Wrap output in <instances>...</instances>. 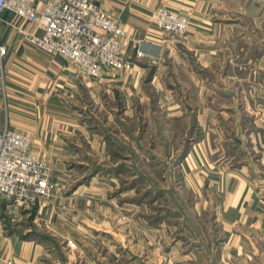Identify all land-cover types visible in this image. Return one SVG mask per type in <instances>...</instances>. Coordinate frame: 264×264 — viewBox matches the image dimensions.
I'll use <instances>...</instances> for the list:
<instances>
[{"label": "crops", "instance_id": "1", "mask_svg": "<svg viewBox=\"0 0 264 264\" xmlns=\"http://www.w3.org/2000/svg\"><path fill=\"white\" fill-rule=\"evenodd\" d=\"M94 2L120 17L126 32V53L133 56L137 48L145 56L134 58L130 71H108L98 79L87 78L64 59L47 58L30 47L17 31L31 30V25L9 12L2 13L0 43L8 51L0 74V130L7 127L30 136L31 150L50 165L62 190L70 172L67 163L86 152L77 143L86 137V127L77 123L73 112L76 103L110 90L113 97L127 94L128 109L142 87V93L152 97L146 101L149 109H160L164 103L165 111L178 120L185 117L193 127L191 144L169 154L182 175L180 187L196 194L191 205L198 208L197 215L204 206L212 207V229L192 232L196 245L187 251L190 260L194 264H264L261 24L254 19V34L246 32L248 25L241 19L246 7L241 4L236 11L239 20L217 22L216 0ZM160 6L187 15L185 36L171 38L157 30L152 13ZM216 31L221 37L215 36ZM131 141L134 144L133 138ZM126 148L128 153L129 146ZM80 190L73 187L63 198L56 192L47 203L39 202L36 213L45 211L52 223L62 209L63 224L68 225L73 214L80 216V197L76 195ZM0 203V264H51L45 258L52 249L5 223L8 214H14L12 221L19 220L20 209L10 200Z\"/></svg>", "mask_w": 264, "mask_h": 264}, {"label": "rangeland", "instance_id": "2", "mask_svg": "<svg viewBox=\"0 0 264 264\" xmlns=\"http://www.w3.org/2000/svg\"><path fill=\"white\" fill-rule=\"evenodd\" d=\"M256 1L216 0L214 17L217 22L239 20L236 11L241 4L246 7L241 18L248 25L246 32L254 34L256 19L261 24L259 36L264 37V0L261 4ZM228 7L232 11L224 12ZM215 36L221 37V33L216 31ZM142 90L136 91L128 109L127 94L113 97L110 90L98 97H83L73 109L77 123L86 127V137L77 142L86 152L69 160L65 189L57 193L63 198L73 187H80L76 194L80 216L73 214L66 225L62 209L52 223L45 211L37 214L39 202L47 203L55 193L16 206L20 209L17 221L11 220L14 214L6 216V224L52 249L45 258L49 263L194 264L187 254L196 245L192 232L212 229V207L204 206L197 215L198 208L191 205L196 194L180 187L182 175L174 157H169L191 144L193 127L185 117L178 120L165 111L164 103L160 109H149L146 101L151 96ZM51 176L56 179L55 174ZM63 227L65 237L61 236Z\"/></svg>", "mask_w": 264, "mask_h": 264}, {"label": "built area", "instance_id": "3", "mask_svg": "<svg viewBox=\"0 0 264 264\" xmlns=\"http://www.w3.org/2000/svg\"><path fill=\"white\" fill-rule=\"evenodd\" d=\"M9 12L31 25L18 29L30 47L47 58H62L80 75L98 79L104 72L130 71L133 59L145 54L126 53V32L118 16H112L94 0H0V15ZM157 30L171 38L189 29L186 14L164 6L152 13ZM37 32H40L38 34ZM7 46L0 43V74ZM30 136L4 127L0 130V202L26 205L35 197L47 198L61 190L51 176L50 165L31 150Z\"/></svg>", "mask_w": 264, "mask_h": 264}]
</instances>
